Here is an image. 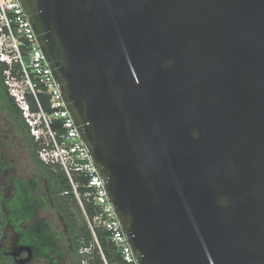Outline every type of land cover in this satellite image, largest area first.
I'll return each mask as SVG.
<instances>
[{"label":"water","instance_id":"1","mask_svg":"<svg viewBox=\"0 0 264 264\" xmlns=\"http://www.w3.org/2000/svg\"><path fill=\"white\" fill-rule=\"evenodd\" d=\"M139 264H264V0H21Z\"/></svg>","mask_w":264,"mask_h":264},{"label":"built area","instance_id":"2","mask_svg":"<svg viewBox=\"0 0 264 264\" xmlns=\"http://www.w3.org/2000/svg\"><path fill=\"white\" fill-rule=\"evenodd\" d=\"M0 63L6 65L3 75L8 93L39 145V159L45 164L59 165L65 171L104 264L110 263L97 237V229L107 232L122 264H139L21 0H0ZM43 96L48 109L41 100ZM80 187H84L83 193ZM84 199H90L95 207L92 217L86 211ZM89 251L90 248L83 249V252ZM83 263L88 264L86 260Z\"/></svg>","mask_w":264,"mask_h":264},{"label":"trees","instance_id":"3","mask_svg":"<svg viewBox=\"0 0 264 264\" xmlns=\"http://www.w3.org/2000/svg\"><path fill=\"white\" fill-rule=\"evenodd\" d=\"M6 65L0 63V96L2 101L9 111L16 114L20 119L17 129L24 132L25 144L31 155L35 165V176L28 179L15 177L8 173L5 176V171L10 169L12 165L4 162V158L0 154V233L5 229L7 223V215L4 207L9 212L10 218L14 222H23L30 220L35 216L40 208L54 209L65 225V234L76 245V256L73 257L74 264H104L100 255V250L95 243L94 236L88 226L81 205L73 191L71 181L65 171L59 165H49L43 163L38 156V143L32 138L29 128L25 123L20 111L18 110L14 99L9 95L7 87L4 84V69ZM33 102L32 96L29 97ZM44 102V107L48 109L46 99L41 98ZM9 159V157H8ZM42 179L45 180V192L42 191ZM80 183L82 178L76 177ZM10 189L14 191V197L11 201H6L4 204V194ZM82 193L84 187L79 189ZM40 193V195L38 194ZM86 211L90 217L93 216L95 207L90 199H84ZM48 227H52V221L48 223ZM97 237L101 244L102 250L110 264H122L121 257L117 252L114 244L108 240V234L102 229H97ZM59 232L56 240L61 237ZM90 248L89 252H83V249ZM84 254V255H83Z\"/></svg>","mask_w":264,"mask_h":264},{"label":"flooded vegetation","instance_id":"4","mask_svg":"<svg viewBox=\"0 0 264 264\" xmlns=\"http://www.w3.org/2000/svg\"><path fill=\"white\" fill-rule=\"evenodd\" d=\"M5 136L1 135L0 129V154L7 163L10 155V146ZM8 138L9 136L6 135ZM10 169L5 171V176L11 173ZM22 179H28L18 175H12ZM10 197H7L8 193ZM14 197V191L10 189L4 194V202L11 201ZM7 215L5 229L0 233V264H74L73 257L76 256V245L71 238L66 236L65 232L55 231L49 228L48 218L39 217L42 209L30 220L23 222H14L8 217L9 212L4 207ZM61 232L62 236L56 240L57 234Z\"/></svg>","mask_w":264,"mask_h":264},{"label":"rangeland","instance_id":"5","mask_svg":"<svg viewBox=\"0 0 264 264\" xmlns=\"http://www.w3.org/2000/svg\"><path fill=\"white\" fill-rule=\"evenodd\" d=\"M20 119H18L16 114L9 111L5 102L2 101L0 96V129L1 135L5 136L4 140L7 141L6 144L10 146L8 163L12 165V171L10 175H18L25 178H30L35 176V165L31 158V155L25 144V135L23 131L17 129L19 126ZM6 135L9 137L7 138ZM45 180L42 179V191L45 192ZM40 195V193H38ZM11 193L7 194L10 197ZM39 217L48 218L53 222L54 230L65 232V225L61 221L60 216L54 209H42L40 211ZM84 255V254H83Z\"/></svg>","mask_w":264,"mask_h":264},{"label":"crops","instance_id":"6","mask_svg":"<svg viewBox=\"0 0 264 264\" xmlns=\"http://www.w3.org/2000/svg\"><path fill=\"white\" fill-rule=\"evenodd\" d=\"M21 114V113H20Z\"/></svg>","mask_w":264,"mask_h":264}]
</instances>
